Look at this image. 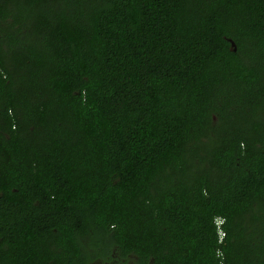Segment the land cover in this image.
Wrapping results in <instances>:
<instances>
[{"label": "trees", "instance_id": "16d2710c", "mask_svg": "<svg viewBox=\"0 0 264 264\" xmlns=\"http://www.w3.org/2000/svg\"><path fill=\"white\" fill-rule=\"evenodd\" d=\"M0 264H264V0H0Z\"/></svg>", "mask_w": 264, "mask_h": 264}, {"label": "water", "instance_id": "95a60500", "mask_svg": "<svg viewBox=\"0 0 264 264\" xmlns=\"http://www.w3.org/2000/svg\"><path fill=\"white\" fill-rule=\"evenodd\" d=\"M231 45L234 46V44L231 42Z\"/></svg>", "mask_w": 264, "mask_h": 264}, {"label": "clouds", "instance_id": "9594fccd", "mask_svg": "<svg viewBox=\"0 0 264 264\" xmlns=\"http://www.w3.org/2000/svg\"><path fill=\"white\" fill-rule=\"evenodd\" d=\"M217 224H219V222H217ZM221 234V233H220Z\"/></svg>", "mask_w": 264, "mask_h": 264}]
</instances>
